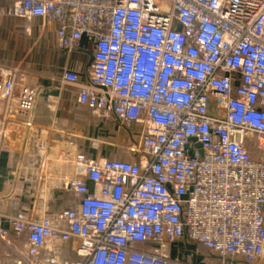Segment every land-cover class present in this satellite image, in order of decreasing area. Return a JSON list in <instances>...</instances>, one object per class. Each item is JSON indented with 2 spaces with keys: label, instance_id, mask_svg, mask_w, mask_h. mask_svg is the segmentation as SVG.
I'll return each mask as SVG.
<instances>
[{
  "label": "built area",
  "instance_id": "2783aa9c",
  "mask_svg": "<svg viewBox=\"0 0 264 264\" xmlns=\"http://www.w3.org/2000/svg\"><path fill=\"white\" fill-rule=\"evenodd\" d=\"M10 1L9 15L55 22L60 50L90 40L89 83L72 70L62 80L95 114L139 129L140 156L77 151L75 206L6 216L25 236L16 264H191L156 248L184 239L224 262L264 259V0ZM32 79L0 65V150L33 126Z\"/></svg>",
  "mask_w": 264,
  "mask_h": 264
},
{
  "label": "crops",
  "instance_id": "0c3cea01",
  "mask_svg": "<svg viewBox=\"0 0 264 264\" xmlns=\"http://www.w3.org/2000/svg\"><path fill=\"white\" fill-rule=\"evenodd\" d=\"M10 3L0 0V65L30 73L39 91L33 126L22 127L13 146L0 150V226L10 229L9 246L0 240V264H16L25 252V236L15 234L7 215L21 212L32 218L53 217L78 203L66 187V181L75 175L72 160L77 151L93 158L140 157L129 152L139 140L131 127L123 126L115 115H97L80 104L77 87L62 80L63 72L72 70L80 82L89 83L93 63L90 40L83 37L72 53L60 50L55 22L40 18L28 22L9 15L5 7ZM41 143L46 145L43 150L39 149ZM156 248L172 260L191 264L218 259L186 239Z\"/></svg>",
  "mask_w": 264,
  "mask_h": 264
},
{
  "label": "rangeland",
  "instance_id": "374dc122",
  "mask_svg": "<svg viewBox=\"0 0 264 264\" xmlns=\"http://www.w3.org/2000/svg\"><path fill=\"white\" fill-rule=\"evenodd\" d=\"M38 54H39V50H36V56H38ZM130 129L134 130L133 133H135V134H133V135L136 136L137 139H139V137H138L139 130L136 127H131ZM263 261H264V259L260 260L261 263L258 261V262L253 263V264H264ZM210 264H247V263L239 262V261H229V260L224 262V261H222L220 259H214L213 262H210Z\"/></svg>",
  "mask_w": 264,
  "mask_h": 264
},
{
  "label": "water",
  "instance_id": "95a60500",
  "mask_svg": "<svg viewBox=\"0 0 264 264\" xmlns=\"http://www.w3.org/2000/svg\"><path fill=\"white\" fill-rule=\"evenodd\" d=\"M92 60H93V56H92Z\"/></svg>",
  "mask_w": 264,
  "mask_h": 264
}]
</instances>
